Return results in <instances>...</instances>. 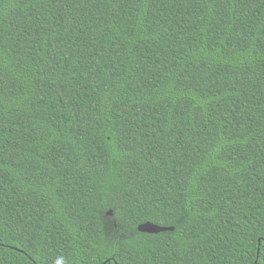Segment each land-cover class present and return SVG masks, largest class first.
<instances>
[{
  "label": "trees",
  "instance_id": "1",
  "mask_svg": "<svg viewBox=\"0 0 264 264\" xmlns=\"http://www.w3.org/2000/svg\"><path fill=\"white\" fill-rule=\"evenodd\" d=\"M0 264H264V0H0Z\"/></svg>",
  "mask_w": 264,
  "mask_h": 264
},
{
  "label": "water",
  "instance_id": "2",
  "mask_svg": "<svg viewBox=\"0 0 264 264\" xmlns=\"http://www.w3.org/2000/svg\"><path fill=\"white\" fill-rule=\"evenodd\" d=\"M108 215L110 217L113 216V212L110 211ZM138 231L142 234L159 235L161 233L173 232L174 228H165V227H160V226L154 225L152 223H146V224L140 226Z\"/></svg>",
  "mask_w": 264,
  "mask_h": 264
}]
</instances>
